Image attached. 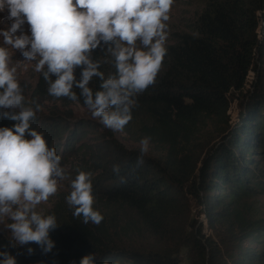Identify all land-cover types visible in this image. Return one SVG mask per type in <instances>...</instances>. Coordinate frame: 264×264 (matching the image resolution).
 Segmentation results:
<instances>
[{"label":"trees","instance_id":"obj_1","mask_svg":"<svg viewBox=\"0 0 264 264\" xmlns=\"http://www.w3.org/2000/svg\"><path fill=\"white\" fill-rule=\"evenodd\" d=\"M165 47L155 83L137 95L129 122L160 156H142L139 163L135 150L106 141L111 153L92 182L99 201L124 210V223L118 226L111 218L84 223L70 217L51 239L54 247L48 255L30 243L23 249L12 247L0 233V251L14 256L17 264H80L89 254L94 264H177L180 246L191 251L188 264H264V219L253 217L245 202L258 189L264 192V165L253 164L250 157H264V0H205L192 27L175 32ZM92 59L100 62L105 78L115 74L112 57L105 62L95 49ZM249 71L254 78L241 92ZM81 73V68L75 70L77 80ZM36 77L29 93L19 80L29 101L40 97L85 105L79 89H73L77 101L56 98L48 94L42 73ZM101 83L94 77L89 87L95 92ZM235 92H240L239 108L230 125L227 110ZM84 121L37 114L31 127L61 155L78 145ZM204 122L223 135L202 152L194 140ZM14 123L0 115V127ZM187 195L201 206L217 242L203 237L200 223L188 222ZM134 235L146 236L151 246L137 249L120 243Z\"/></svg>","mask_w":264,"mask_h":264},{"label":"clouds","instance_id":"obj_2","mask_svg":"<svg viewBox=\"0 0 264 264\" xmlns=\"http://www.w3.org/2000/svg\"><path fill=\"white\" fill-rule=\"evenodd\" d=\"M173 4L174 0H0V12L7 10L12 21L8 30H0V109L4 110L0 115L15 121L12 127H0V217L12 221L6 225L15 241L12 247L35 243L45 254L52 251L49 233L59 226L57 218L36 209L57 194L59 181L68 178L56 149L31 127L40 105L33 107L34 102L23 95L13 62L15 51L35 62L50 96L77 101L73 91L77 88L92 118L105 128L122 131L132 119L137 95L155 83L162 68ZM25 23L30 36L22 31ZM101 42L108 45L106 52L116 69L108 78L99 70L100 62L92 59ZM77 68L82 69L79 80ZM94 77L102 81L95 92L89 87ZM141 143L146 145L147 140ZM146 150H141L139 163ZM77 171L66 201L84 223L99 224L103 216L93 207L92 173ZM113 171L119 173V166L114 165ZM27 252L32 255L34 250ZM0 264L17 261L0 251ZM80 264H94V255H85Z\"/></svg>","mask_w":264,"mask_h":264},{"label":"rangeland","instance_id":"obj_3","mask_svg":"<svg viewBox=\"0 0 264 264\" xmlns=\"http://www.w3.org/2000/svg\"><path fill=\"white\" fill-rule=\"evenodd\" d=\"M205 0H174L170 12V19L167 21V40L166 43L171 42L172 36L175 32L187 31L189 30L193 22L204 6ZM8 12H0V30H8L11 27L12 21L7 19ZM22 31L25 34L31 35L30 26L25 23L22 27ZM259 33V29H258ZM20 32L17 33L19 35ZM2 44V41H0ZM108 45L101 42V45L96 48L97 52H102L104 58L109 62L111 55L106 52ZM138 47L140 45L138 44ZM13 62L17 67L18 80L24 83V87L27 89V93L34 86L36 76L38 72L35 71V62H29L21 54L19 50L15 51L13 55ZM254 74L252 71L247 73L245 78L244 89L249 88V82L253 80ZM240 101V92H235L229 103L227 114L229 116V124L232 125L237 120L238 104ZM33 107L36 104L40 105V111L37 112L38 115L54 114L62 117L65 121H73L78 119H84V126L82 127L81 133L83 135L78 137V145L73 146V148L67 150L61 154V166L65 169L68 174V178L59 181V190L56 195L51 196L47 203H42L38 205L37 211L42 212L44 215L54 214L57 218V223L59 226L50 231V239L57 236V232L61 230L62 226L69 221L70 217L74 216V208L69 206L66 201V197L70 195L71 181L75 179L78 174L77 170L91 172L92 182L98 177L103 168L106 167L110 151L105 147L106 141L116 142L118 146L135 150L141 155V150L146 147V151L143 153L144 157H159L160 152L156 147L147 142L146 145L141 142L146 140L134 132L133 124L132 126L124 128L122 131H115L112 129L105 128L98 119L92 118L91 111L86 105H80L77 102H71L70 104L64 105L59 101L46 100L40 97L33 101ZM223 134L220 133L211 124L204 122L200 125L199 132L195 136L194 145L195 147L204 152L210 147L216 144ZM255 153V152H253ZM251 159L255 162L253 164L264 165V157L258 154H252ZM92 183V184H93ZM95 185H93V195L95 197V203L93 205L94 209L99 211L100 214L106 218H111V222L116 223L118 226L122 225L124 222L123 212L124 210L115 209L113 206H108L103 202L98 200L97 193L94 190ZM185 197V196H184ZM184 206L186 205V210L184 214L187 217L188 222L192 223L194 226L201 224V234L204 238H210L217 242V237L214 231L207 227L204 216L200 213L201 206L190 196L185 197ZM245 202L249 205V212L253 217L264 219V192L258 189V192H253L249 196L245 197ZM184 215V217H185ZM81 218L83 221V217ZM12 221L8 217H0V233L9 241L10 244H14L15 241L12 240L10 232L6 229V225ZM121 244L125 246H130L137 249H147V246H151L149 239L146 236L134 235L132 237L122 238ZM34 245L35 248H40L39 245L35 243H30ZM26 245H18V248H24ZM254 246V244H250ZM50 253H47V255ZM191 251L185 246H180L175 254V259L177 264H188L190 260ZM46 255V256H47ZM122 263V261H121Z\"/></svg>","mask_w":264,"mask_h":264}]
</instances>
